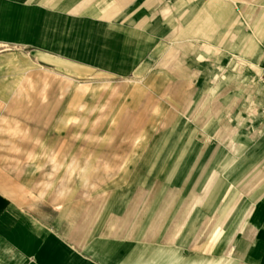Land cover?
Returning <instances> with one entry per match:
<instances>
[{
    "label": "crops",
    "instance_id": "obj_1",
    "mask_svg": "<svg viewBox=\"0 0 264 264\" xmlns=\"http://www.w3.org/2000/svg\"><path fill=\"white\" fill-rule=\"evenodd\" d=\"M263 67L264 0H0V264H264Z\"/></svg>",
    "mask_w": 264,
    "mask_h": 264
},
{
    "label": "built area",
    "instance_id": "obj_2",
    "mask_svg": "<svg viewBox=\"0 0 264 264\" xmlns=\"http://www.w3.org/2000/svg\"><path fill=\"white\" fill-rule=\"evenodd\" d=\"M260 81L264 83V68L262 69L260 74Z\"/></svg>",
    "mask_w": 264,
    "mask_h": 264
},
{
    "label": "rangeland",
    "instance_id": "obj_3",
    "mask_svg": "<svg viewBox=\"0 0 264 264\" xmlns=\"http://www.w3.org/2000/svg\"><path fill=\"white\" fill-rule=\"evenodd\" d=\"M25 99H29V97H24Z\"/></svg>",
    "mask_w": 264,
    "mask_h": 264
},
{
    "label": "bare ground",
    "instance_id": "obj_4",
    "mask_svg": "<svg viewBox=\"0 0 264 264\" xmlns=\"http://www.w3.org/2000/svg\"><path fill=\"white\" fill-rule=\"evenodd\" d=\"M264 68V67H263Z\"/></svg>",
    "mask_w": 264,
    "mask_h": 264
}]
</instances>
